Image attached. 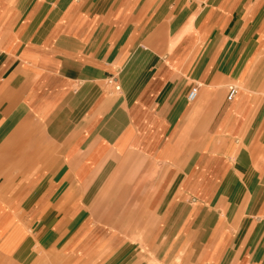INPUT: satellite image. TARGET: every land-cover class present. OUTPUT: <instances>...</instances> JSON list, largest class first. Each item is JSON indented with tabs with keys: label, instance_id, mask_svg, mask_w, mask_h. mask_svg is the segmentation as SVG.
Listing matches in <instances>:
<instances>
[{
	"label": "crops",
	"instance_id": "obj_1",
	"mask_svg": "<svg viewBox=\"0 0 264 264\" xmlns=\"http://www.w3.org/2000/svg\"><path fill=\"white\" fill-rule=\"evenodd\" d=\"M29 231L264 264V0H0V253Z\"/></svg>",
	"mask_w": 264,
	"mask_h": 264
},
{
	"label": "rangeland",
	"instance_id": "obj_2",
	"mask_svg": "<svg viewBox=\"0 0 264 264\" xmlns=\"http://www.w3.org/2000/svg\"><path fill=\"white\" fill-rule=\"evenodd\" d=\"M28 233L30 234L28 238L29 245H27L28 249L26 246L25 251H20L18 253L20 255L16 257H11L10 255L6 256L0 253V264H80L82 257L79 258L78 261L72 260L73 255L69 253L70 248L67 249V253L64 249L61 250L58 248L54 243L56 237L52 235L43 236L41 235L42 231H38V233L36 231H29ZM100 238L102 239V247L106 245L108 241L113 240L110 248H117L121 245H125L128 239L136 240L141 249L145 250V252L143 251V255H146L145 264H161L146 250V246L143 244L141 237L104 235ZM104 256H106V253H103L100 259Z\"/></svg>",
	"mask_w": 264,
	"mask_h": 264
},
{
	"label": "built area",
	"instance_id": "obj_3",
	"mask_svg": "<svg viewBox=\"0 0 264 264\" xmlns=\"http://www.w3.org/2000/svg\"><path fill=\"white\" fill-rule=\"evenodd\" d=\"M116 88H119V87L117 86ZM235 93H236V88L231 87L229 92H228L227 99L231 100L234 97ZM197 95H198V86L196 85V86L192 87L191 90L189 91V93L187 95L188 101H190V102L194 101L197 98Z\"/></svg>",
	"mask_w": 264,
	"mask_h": 264
}]
</instances>
